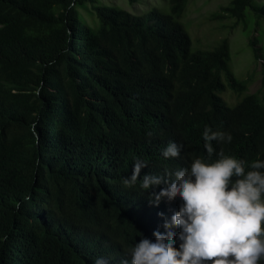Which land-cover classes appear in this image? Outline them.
Returning a JSON list of instances; mask_svg holds the SVG:
<instances>
[{
	"label": "trees",
	"instance_id": "16d2710c",
	"mask_svg": "<svg viewBox=\"0 0 264 264\" xmlns=\"http://www.w3.org/2000/svg\"><path fill=\"white\" fill-rule=\"evenodd\" d=\"M190 1L130 13L100 0H0V264H131L134 245L155 242L182 204H153L166 185L143 190L145 175L221 151L246 171L264 161V74L261 95L246 94L226 39L193 50L180 21ZM246 10L264 21V0H230L211 18L240 22ZM206 127L232 137L212 141L211 158ZM170 142L179 157L163 156ZM138 160L147 166L125 186Z\"/></svg>",
	"mask_w": 264,
	"mask_h": 264
},
{
	"label": "clouds",
	"instance_id": "9594fccd",
	"mask_svg": "<svg viewBox=\"0 0 264 264\" xmlns=\"http://www.w3.org/2000/svg\"><path fill=\"white\" fill-rule=\"evenodd\" d=\"M150 136L151 133H148ZM209 158L214 153L212 141L231 142L230 134L203 133ZM180 145L170 142L163 150L165 158H176ZM206 163L195 159L190 168H181L165 177L145 175L141 188L161 185L151 202L159 205L179 198V211L165 221L164 233H153L155 242L143 238L131 250V264H261L264 259V161L245 162L225 156ZM146 162L136 161L125 186L134 185ZM235 178V179H234ZM160 215H163L162 213ZM179 228L177 234L172 229ZM180 241L179 247L176 246ZM95 264H106L101 258ZM127 264V262H125Z\"/></svg>",
	"mask_w": 264,
	"mask_h": 264
},
{
	"label": "rangeland",
	"instance_id": "374dc122",
	"mask_svg": "<svg viewBox=\"0 0 264 264\" xmlns=\"http://www.w3.org/2000/svg\"><path fill=\"white\" fill-rule=\"evenodd\" d=\"M105 5H115L130 13L145 12L149 6L169 12V0H137L129 3L128 0H100ZM230 0H192L181 18L186 32L189 34L192 49L212 50L226 39L229 49L228 69L238 81H246V94H259L261 78L264 74V21L245 11L244 20L237 22L232 18L221 21L211 18V14L219 7L226 5ZM83 17L89 21L86 13ZM258 24L256 25V23ZM250 40H255L256 49H260L258 58L253 57L248 45ZM225 82V79L223 78ZM229 94V95H228ZM228 107H233L240 98L229 93V89L219 93Z\"/></svg>",
	"mask_w": 264,
	"mask_h": 264
},
{
	"label": "bare ground",
	"instance_id": "6f19581e",
	"mask_svg": "<svg viewBox=\"0 0 264 264\" xmlns=\"http://www.w3.org/2000/svg\"><path fill=\"white\" fill-rule=\"evenodd\" d=\"M192 163V162H191Z\"/></svg>",
	"mask_w": 264,
	"mask_h": 264
}]
</instances>
